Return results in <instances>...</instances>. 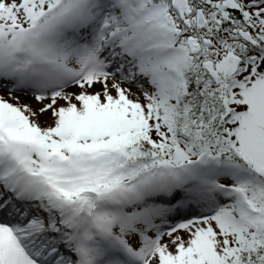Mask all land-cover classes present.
Masks as SVG:
<instances>
[{
	"label": "snow or ice",
	"instance_id": "snow-or-ice-1",
	"mask_svg": "<svg viewBox=\"0 0 264 264\" xmlns=\"http://www.w3.org/2000/svg\"><path fill=\"white\" fill-rule=\"evenodd\" d=\"M0 264H264V0H0Z\"/></svg>",
	"mask_w": 264,
	"mask_h": 264
}]
</instances>
